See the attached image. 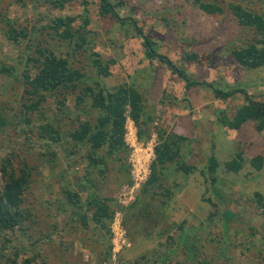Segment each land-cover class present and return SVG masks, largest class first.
<instances>
[{"label": "rangeland", "instance_id": "rangeland-1", "mask_svg": "<svg viewBox=\"0 0 264 264\" xmlns=\"http://www.w3.org/2000/svg\"><path fill=\"white\" fill-rule=\"evenodd\" d=\"M81 1L70 0L59 10L46 0H0V117L6 120L0 127V165L12 156L14 172L26 164L31 172L21 206L25 218L12 232L0 236V264H10L16 253L18 262L28 257L32 264H264V212L254 199L256 193L264 194V167L256 171L246 165L232 174L226 173L223 165L238 149L248 158L264 148V132H256L251 124L239 130L222 126V118L231 119L244 103L243 96L236 93L220 101L208 89L197 88L188 91V102L184 101L183 83L166 65L149 66L140 41L130 38L132 28L126 33L109 16L101 17L97 0H85L87 12L83 13ZM122 1L121 18L139 19L148 36L157 41V52L170 51L175 66L183 68L185 62L178 52L190 46L194 53L206 57L203 66L193 68L192 78L225 90L243 88L254 101L264 103V69L242 71L228 52L249 34H241L227 9L228 3L239 2L264 12V0H208L224 8L216 17L204 15L189 0ZM60 17L76 18L71 24L73 31L84 24L94 33L102 59L114 62L110 75L103 78L105 85L113 88L135 83L154 118L145 142L137 138L136 127L127 120L124 145L128 152L108 155L105 169L100 165L101 172L88 169L85 146L66 139L61 145H43L35 128L39 117L27 115L23 109L27 102L21 76L27 56L39 57L35 46L68 58L83 72L89 67L86 56L73 55L67 42L52 31L51 21ZM6 22L32 31L30 41L9 40ZM29 43L32 45L27 48ZM167 77L174 82L171 87L177 99L174 110L163 114L159 99ZM78 94L66 95L62 111L57 96H48L41 106L45 117L60 119L57 125L63 136L79 119L95 114L86 108L87 103H77ZM27 116L31 123L26 122ZM162 122L169 131L190 133L185 135L191 142L183 155L196 171L187 177L169 168L160 180L164 189L159 198L145 195L137 201L155 158L158 140L153 128ZM48 151L55 152L57 159L49 161ZM210 157L218 163L214 187L202 174ZM5 181L0 174V191ZM69 189L81 198L82 209L68 204L65 194ZM168 190L173 193L171 199ZM92 191L108 199L113 211L112 220H106L104 226L93 221L95 208L83 202ZM163 200H168L166 206L161 205Z\"/></svg>", "mask_w": 264, "mask_h": 264}, {"label": "trees", "instance_id": "trees-1", "mask_svg": "<svg viewBox=\"0 0 264 264\" xmlns=\"http://www.w3.org/2000/svg\"><path fill=\"white\" fill-rule=\"evenodd\" d=\"M46 1L52 4L53 9L61 10L70 0ZM189 1H193L196 7L208 17L221 16L224 13V8L216 2L208 0ZM81 2L83 13L87 12V2L85 0ZM97 2L98 13L101 17L109 16L121 28L125 29L126 33L130 31L129 29H133L134 33L130 38L140 41L150 67L166 65L171 75L183 83V96L186 97L184 101L188 102L187 92L197 88L208 89L215 99L220 101H225L239 93L243 96L244 103L236 109L231 119L222 118V126L227 130H239L244 125L251 124L256 132H264V103L254 101L243 88L225 90L216 84L197 81L191 77L193 68L203 66L206 57L194 53L190 46L182 47L178 55L185 64L183 68L175 66L170 51L165 52V54L157 52L159 48L157 41L148 36L139 23V19L121 18L120 11L125 6L122 0H97ZM227 9L241 28V34H246L245 32L249 34L247 39L239 40V44H233L228 50L235 66L246 72L264 69V12H257L239 2L228 3ZM74 20H76L74 17L55 18L51 21V29L59 39L67 42L73 55L79 53L86 56L89 63L87 71L83 72L81 69L75 68L68 58H62L53 51L42 50L39 46H35L39 57L27 56L21 76L27 102L23 105V109L27 115L35 114L39 117L35 121V128L38 129V137L39 140H42L43 145L47 147L61 145V140L66 139L76 146H85V160L88 169L91 171L99 169L101 172L105 169L104 164L108 155H114L121 151L127 154L128 150L124 145L127 120L130 119L136 127L137 138L145 142L149 140L154 118L147 112L143 94L138 90L135 83H122L113 88L105 85L103 78L110 75V64L113 61L102 59V55L97 50L94 33L87 30L84 24H81L78 30L73 31L71 24ZM6 25L5 33L9 40L14 43H20V39L30 41L32 31L21 27L16 28L10 22H6ZM31 45V43L27 44V48ZM167 78L165 79L163 96L159 99L163 114L167 109L174 110L175 99H177L171 87L174 82L171 80L172 78ZM75 92L79 93L76 96L77 103H87L86 108L95 113V116L91 115L85 120L79 119L77 125L63 136L62 130L57 125L60 123V119L58 122L56 121L57 117L55 119L45 117L40 112L41 106L48 96H57L59 98L57 106L62 111L66 95ZM82 109L85 107L82 106ZM172 116L173 113H171ZM26 122L31 123L28 116ZM5 125L6 120L0 117V127ZM153 129L158 140L153 150L155 158L150 166L149 178L141 188V195L138 196L137 201H141L145 195H150L152 199L157 196L159 198V192L164 189L160 180L169 168L174 167L175 173H182L187 177L196 171L194 166L186 164L183 155L184 149L191 142V139L186 137L190 135L189 132L177 134L169 131L163 126V122L161 126ZM46 156L49 161L53 159L52 157L57 159V155L53 151H48ZM11 158L12 156H7L0 165V174L6 178L0 191V236L3 235V232H12L24 220V211L21 207L23 193L31 179V172L27 164L20 168L18 173L14 172L11 168ZM100 165L103 166V169ZM223 165L224 171L232 174H237L246 165H249L253 170L260 171L264 167V148L259 150L257 154L249 155L248 158H245L244 151L238 149L234 157L224 162ZM217 167L218 163L214 157L207 159L206 173L202 174L211 187H214L217 182ZM71 185L68 184V186ZM167 193L169 194L168 199H171L173 193L169 190ZM65 196L68 204L72 207L78 210L83 208L81 198L77 193L69 189ZM254 199L257 206L264 212V194L256 193ZM108 201V199L101 198L96 191H92L83 201L87 206L95 208L92 217L97 224L104 226L106 220L113 218V211H111ZM167 201H160L161 205L166 206ZM135 203L134 201L132 205ZM4 240L10 241L9 238H4ZM18 256L19 254L16 253L10 264H32L33 262L28 257L18 262Z\"/></svg>", "mask_w": 264, "mask_h": 264}, {"label": "crops", "instance_id": "crops-1", "mask_svg": "<svg viewBox=\"0 0 264 264\" xmlns=\"http://www.w3.org/2000/svg\"><path fill=\"white\" fill-rule=\"evenodd\" d=\"M236 154V153H235ZM234 157V156H233Z\"/></svg>", "mask_w": 264, "mask_h": 264}]
</instances>
